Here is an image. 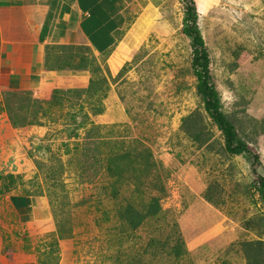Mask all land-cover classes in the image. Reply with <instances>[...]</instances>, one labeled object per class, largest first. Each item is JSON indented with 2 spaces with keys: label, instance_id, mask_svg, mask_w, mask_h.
Here are the masks:
<instances>
[{
  "label": "rangeland",
  "instance_id": "374dc122",
  "mask_svg": "<svg viewBox=\"0 0 264 264\" xmlns=\"http://www.w3.org/2000/svg\"><path fill=\"white\" fill-rule=\"evenodd\" d=\"M193 2L222 112L248 146L238 157L199 93L182 30ZM169 28L115 73L88 56L84 93L28 92L12 117L0 110L6 262L264 264V0H174ZM12 195L44 198L49 229L19 225Z\"/></svg>",
  "mask_w": 264,
  "mask_h": 264
},
{
  "label": "crops",
  "instance_id": "0c3cea01",
  "mask_svg": "<svg viewBox=\"0 0 264 264\" xmlns=\"http://www.w3.org/2000/svg\"><path fill=\"white\" fill-rule=\"evenodd\" d=\"M174 0H0V110L28 92L43 97L94 84L88 56L112 73L166 30ZM198 7V4H196ZM13 100V101H12ZM3 103V104H2ZM0 113V114H1ZM9 210L19 225L41 232L53 221L42 197L12 195ZM0 264H28L3 258ZM31 264H34L31 262Z\"/></svg>",
  "mask_w": 264,
  "mask_h": 264
},
{
  "label": "trees",
  "instance_id": "16d2710c",
  "mask_svg": "<svg viewBox=\"0 0 264 264\" xmlns=\"http://www.w3.org/2000/svg\"><path fill=\"white\" fill-rule=\"evenodd\" d=\"M184 15L182 30L183 34L190 38L192 42L194 53L192 66L199 81V93L202 97L206 113L224 137L225 150L229 155L238 157L248 153L247 143L240 139L235 126L222 112L220 98L210 72L209 53L204 44L198 25L199 16L195 2H193L192 6L186 8ZM255 187L262 202H264V176L259 177L258 181L255 183ZM148 210V217L157 214L160 210L158 203L150 204ZM129 216L131 224H134V227L140 224L137 219L140 218V216L133 208L130 209Z\"/></svg>",
  "mask_w": 264,
  "mask_h": 264
}]
</instances>
